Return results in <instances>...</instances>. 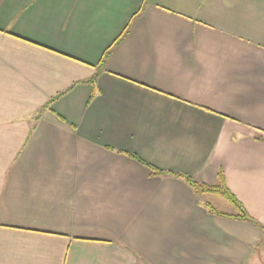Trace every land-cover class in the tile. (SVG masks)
<instances>
[{
  "label": "crops",
  "instance_id": "obj_1",
  "mask_svg": "<svg viewBox=\"0 0 264 264\" xmlns=\"http://www.w3.org/2000/svg\"><path fill=\"white\" fill-rule=\"evenodd\" d=\"M128 154L205 185L223 171L264 226V0H0V264L264 249L260 228L209 210L237 213L220 196Z\"/></svg>",
  "mask_w": 264,
  "mask_h": 264
},
{
  "label": "trees",
  "instance_id": "obj_2",
  "mask_svg": "<svg viewBox=\"0 0 264 264\" xmlns=\"http://www.w3.org/2000/svg\"><path fill=\"white\" fill-rule=\"evenodd\" d=\"M128 33H129V26L124 30L122 35L114 42V44L105 52L104 56L102 57L100 64H102V65L104 64V62L109 57V55L125 39V37L128 35ZM88 82L90 83V85L93 86V92L91 95V99H93L96 95V91H95L96 78L94 77L92 80H89ZM65 92L58 94L54 98H52L48 102L47 107L49 108L52 105V103H54L58 98L62 97L63 94H65ZM128 155H130L131 157H133L134 159H136L137 161H139L140 163L145 165L150 170L151 174L154 176H171V177L180 178V179L184 180V182L186 184H188L198 194H214V195H217V196H220V197L226 199L236 209V211H237L236 214L231 215V214H226V213L220 212L217 209H215L213 206H209V210L212 213H215V214L220 215V216L229 217V218H233L236 220L248 221V222L254 224L255 226H257L258 228H260L264 232V226L249 214V212L247 211L245 206L242 204V202L227 187L225 175H224L223 171H220L218 174V183L217 184L205 185V184H201V183L197 182L196 180H194L192 177H190L187 174L167 172V171L158 169L157 167L143 161L142 159H140L138 156H136L134 154H128Z\"/></svg>",
  "mask_w": 264,
  "mask_h": 264
},
{
  "label": "rangeland",
  "instance_id": "obj_3",
  "mask_svg": "<svg viewBox=\"0 0 264 264\" xmlns=\"http://www.w3.org/2000/svg\"><path fill=\"white\" fill-rule=\"evenodd\" d=\"M218 199H221L219 200L220 202L217 203V206L221 210L233 209V206L231 205V203L228 202L226 199L221 198V197ZM248 264H264V249L258 248V250L254 252L251 262H249Z\"/></svg>",
  "mask_w": 264,
  "mask_h": 264
}]
</instances>
